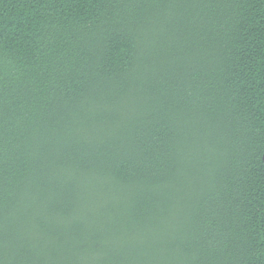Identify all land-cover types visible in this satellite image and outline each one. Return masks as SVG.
Segmentation results:
<instances>
[{
  "label": "trees",
  "instance_id": "1",
  "mask_svg": "<svg viewBox=\"0 0 264 264\" xmlns=\"http://www.w3.org/2000/svg\"><path fill=\"white\" fill-rule=\"evenodd\" d=\"M0 264H264V0H0Z\"/></svg>",
  "mask_w": 264,
  "mask_h": 264
}]
</instances>
